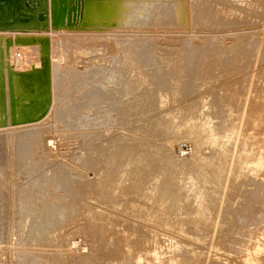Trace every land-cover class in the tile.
<instances>
[{
    "label": "rangeland",
    "instance_id": "obj_1",
    "mask_svg": "<svg viewBox=\"0 0 264 264\" xmlns=\"http://www.w3.org/2000/svg\"><path fill=\"white\" fill-rule=\"evenodd\" d=\"M253 1L259 9L255 8L249 17L242 19L219 17L208 18L204 22V13L196 12L195 20L187 22L186 30L195 24L196 33L207 36L194 38L186 31L158 40L157 46L152 44L141 65L142 72L150 78L149 85L143 87L147 93L143 101L132 106L126 105L128 101H123L112 86L109 95H99V82L105 81L111 70L117 72L122 69L118 60L113 62L112 55L119 59L114 41L92 34L94 30L80 27L20 26L11 30H17V34L37 31L32 34V55L36 63L40 61L44 65L40 68L41 73L36 75V64L13 65L15 73L13 71L11 76H7L0 62V264H132V259L124 260L121 256L125 240L129 238L137 250L143 247L150 250L155 246V242L147 241L150 231L136 216L104 208L101 210L106 215L115 213L110 223L85 218L86 210L99 205L91 199L90 193L95 189L100 155L117 134L136 136L137 132L133 130L142 127L148 117L164 109L180 112L183 122L190 107L199 105L202 98H206L209 107L206 111L212 117L225 118L229 108L237 111L238 132L242 130L243 118L251 112L250 108L257 111L264 103V12L260 8L264 0ZM40 18L42 16H38ZM181 28L172 26L166 30L177 32ZM237 31L244 32V35L235 36L233 32ZM11 35V40L4 39L1 46L4 54L9 50L12 58L16 53L24 52L21 44L15 41V34ZM201 37L207 38L205 42L201 41L204 42L202 46L199 43ZM220 57L221 62L218 61ZM42 73L46 74V80H43ZM14 78L24 79L27 85L43 82L47 88L48 96L38 100V104L45 108L35 121L19 123L21 121L12 114L11 108L18 102V96L10 93ZM22 84L17 82L18 87H23ZM32 99L24 98L23 101L28 104ZM146 134L147 138L172 151L178 160L185 155H194L201 147L185 131L178 130L177 125H170L162 132L155 125H150ZM201 152L205 156L210 155L205 146ZM229 167L225 164L224 177ZM249 181L250 177L244 178L245 189L252 191L254 187L248 186ZM236 199V191L224 187L215 200L219 207V214L217 211L216 214L221 219L216 222L214 234L222 237L223 248L232 262L226 258L224 264L238 261V249L247 240L244 233L255 226L246 221L242 224L239 219L229 223L225 221L228 209H223V204ZM238 207L242 205L238 204L232 211L239 212ZM39 209L51 212L50 228L55 234L58 229L61 232L48 242L40 239L37 241L40 244L33 245L19 236L17 227L23 216ZM256 210L249 209L251 213L245 214L246 219L254 218ZM223 222L224 227L219 230ZM239 223L243 225V231ZM100 226L108 229L104 233L100 228L99 238L95 239L90 229ZM232 233H235L233 239ZM228 237L233 241L238 238L239 242H232ZM157 238L163 241L162 237ZM211 238L213 234L207 241L214 242ZM207 241H199L198 244L207 245ZM30 245L53 254H47L44 259L40 255L11 254L12 249L22 250Z\"/></svg>",
    "mask_w": 264,
    "mask_h": 264
},
{
    "label": "bare ground",
    "instance_id": "obj_2",
    "mask_svg": "<svg viewBox=\"0 0 264 264\" xmlns=\"http://www.w3.org/2000/svg\"><path fill=\"white\" fill-rule=\"evenodd\" d=\"M255 8L259 9V6L253 0H0V62L7 76H11L13 71L15 73L13 65L23 67L28 62L36 64L35 75L42 71L40 68L44 63L34 61L31 49L34 43L32 34L37 31L21 32L25 34L11 31L17 27L88 28L94 30L92 34L102 35L105 40L115 42L119 59L112 55L113 62L118 60L117 63L122 67L121 71L111 70L106 80L99 82V95H109L112 86L123 101H128L126 105L129 103L132 106L133 103L143 101L146 96L144 88L149 85L150 78L142 72L141 65L147 52L152 49L151 46L158 45V40H166L168 36L181 35L186 31L187 35H194V38L207 36L204 33L197 34L195 24L186 30L189 26L187 22L195 20L196 12L204 13L202 20L205 22V19L219 17L225 20L242 19L249 17ZM260 8L264 12V5ZM38 16L42 18L38 19ZM172 26L182 27L181 31L166 30ZM233 33L238 37L244 35V32ZM11 34H15L14 39L21 44L24 52L19 55L16 53L12 58L9 50L4 54L1 46L4 39L11 40ZM206 39H199L201 46ZM218 61L221 62L222 57ZM42 77L43 80L47 79L44 73ZM19 81L23 87L17 86ZM46 90L43 82L27 85L24 79L14 78L10 93L18 96V102L12 106L11 111L15 119L21 121L19 123L35 121L43 113L45 106H40L38 100L48 96ZM24 98L33 99L26 104ZM208 109L206 98H202L199 105L190 107L183 122L180 112L164 109L148 117L142 127L133 130L137 132L136 136L117 134L114 141L104 147L99 158L95 189L90 193L93 197L91 199L99 205L92 207L93 210H86L85 218L110 223L115 213L109 212L106 215L101 210L104 208L136 216L150 231L147 241L155 242L150 250L144 247L137 250L127 237L121 251L124 260L132 259V264H224L227 258L229 262L230 257H227L226 249L223 248L222 237H215L214 234L216 222L221 219V216L217 217L219 207L215 200L220 197L223 188L227 187L236 191L237 199L235 202H224L223 209H228L225 221L229 223L239 219L242 224L246 221L250 226L255 225L253 229H246L244 237L247 240L240 250L237 248L239 255L235 263L264 264V103L259 105L257 111L250 108L251 112L243 118L240 132L237 111L229 108L226 117L219 119L212 117L206 111ZM150 125H155L159 132L168 130L170 125H177L178 130L185 131L201 147L197 148L194 155H185L178 160L167 147L146 137ZM203 146L208 148L210 155L205 156L201 152ZM225 164L230 165L226 177ZM206 167L210 169L206 170ZM247 177H250L248 186L254 187L252 191L245 189L243 180ZM238 204L242 205L238 207L240 213L232 211ZM249 209H257L256 214L253 211L255 216H251V220L245 217ZM52 217L48 209L27 213L18 224L19 236L33 245L40 244L37 242L40 239L50 241L61 232L58 229L55 234L50 228ZM223 227L224 222L219 230ZM242 227L239 226L240 230ZM100 228L104 233L108 229L106 226L90 229L95 239L99 238ZM12 234L15 235V231ZM212 234L210 240L214 242H208ZM233 234L232 239L235 236ZM158 236L163 238L162 242L158 241ZM236 240L232 242L239 239ZM199 241H207L208 244L205 243V246L203 243L202 246L198 244ZM163 246L166 248L163 249ZM11 251L13 256L40 255L43 259L47 254H53L46 249H34L31 245Z\"/></svg>",
    "mask_w": 264,
    "mask_h": 264
}]
</instances>
